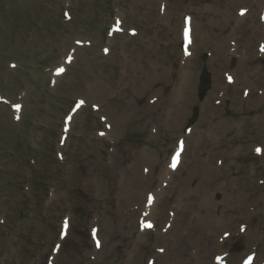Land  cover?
I'll return each mask as SVG.
<instances>
[{"label":"rangeland","instance_id":"rangeland-1","mask_svg":"<svg viewBox=\"0 0 264 264\" xmlns=\"http://www.w3.org/2000/svg\"><path fill=\"white\" fill-rule=\"evenodd\" d=\"M144 1L122 0L121 4L125 8L138 10ZM163 1L166 3V11L169 8L173 11V18H169L171 16L167 17L166 15L164 22L170 23L169 25L172 27L171 33L163 32L166 42H176V39H178L180 16L183 13L191 14L195 20L194 37L196 38V55L192 60V66L194 67L191 74L198 81V76L203 66V62L198 58V55L201 54L198 47L202 42L203 29H207L212 40H215L219 44L218 38L223 35L226 36L229 32L231 18L235 11L233 10V13L229 15L225 13L227 11L228 0H217L214 4L210 0ZM43 3L46 8L43 6ZM96 3H102V0H91L90 5H95ZM159 4L158 2H152L151 8L156 9ZM9 6L13 8L10 20L0 15V93L12 102H16L18 97L22 98L21 103L24 107L22 121L20 124H16L11 117L10 109L0 104V264H45L53 246L59 242V224L65 214L70 216L71 228L68 238L60 243V253L56 257L54 264H88V254L90 247L92 248L87 237L90 217L95 216L100 220L101 215L103 220L108 221L104 223H111L112 235L111 230H108L109 236L107 238L105 235L104 238L101 237L103 240L102 252L94 257L98 260L105 258L107 261L109 258L110 261L105 264H124L131 256L129 264H144L146 255L144 253H147L150 248L147 243L148 241H152L153 238L151 240L149 237L147 240L145 238L146 242L139 248L136 245H140V243L133 245L138 240V237L134 235L136 231L135 220L131 216L128 219L124 217L126 211L130 209V206L134 202L136 205L138 204V200L139 203H142L143 194L140 192L141 188L136 194L138 200L134 198V195H130V198L133 200L132 204L126 203L119 208L118 206L116 207L117 202L115 199L120 195L122 187H127L129 192L130 187L138 190L137 182L140 180V165L137 164L138 161L146 160L139 159L138 153L143 149L149 150L152 156L150 161L148 160L149 158L147 159V162L150 165L153 164L151 166L153 176L156 174L153 171L155 163L157 164L155 172L158 173L160 171L161 167L164 166L163 164H165L167 153H169L173 146V140L176 138L175 136H179L178 132L183 125V122H180L178 117L181 116L180 119L184 117L188 110L187 106L190 107V100L193 97V102H195L196 88L193 89V93L188 88L184 96L185 101L180 102L175 108L174 113L178 114H174L169 118L166 117V112L168 111L172 115L171 108L164 107V101L168 97L169 85L163 82L162 84L158 83V86H156L155 83L156 80L161 78L165 82L169 81L171 77L169 70L172 68L170 67L172 62V72L175 77L178 57L177 49H170L168 46L151 48L147 46L149 44L144 39L128 40L125 43L123 37H116L112 41V54L107 58H100L99 52L96 50L97 48L77 50V64L70 70L67 77L62 78L54 89L49 90L46 85L47 75L45 76L41 70L45 66L55 65L56 61L51 63L50 61L54 56H57V50L61 51L63 45L66 48L71 46V41H54L53 36L49 35L52 33L50 28H48V34L44 35L36 32L33 34V40L28 42V27L24 23L25 16L24 19L20 17L18 23L16 21L18 15L29 11L31 12L28 17L29 21L41 18L46 25L53 26L60 16V0H29L27 9H23L22 5L18 6L16 0H0V13L2 10L6 13ZM93 7L90 9V13L88 12L85 15L86 20L82 22H93V25L104 27L107 24V14L104 15L102 21L96 22V12H94ZM16 9H19V11ZM209 9L218 10V12L208 14L206 10L209 11ZM223 16L227 17V23H224L223 20L221 22ZM250 16L244 24L252 21ZM149 18H151V15L148 16ZM29 21L27 20V22ZM149 23L151 24V21ZM101 38L102 33L96 36V41L100 45L103 40ZM125 44H127L125 47H127L128 53H124L121 56L120 46L123 48ZM51 45L53 49L50 53H46ZM3 51L10 53L13 56L12 59H9ZM220 51L221 48L217 47L215 49V56L220 55ZM247 53L250 54L251 52L248 50ZM17 54L18 57L21 55L27 56L19 58L23 71L8 70L4 62L15 60V58H18L16 57ZM121 58L125 59V62H123L126 64L124 72H128L129 74L131 69L138 68L140 77H137V80H133L135 85L133 92L126 91L123 85L114 89L115 92L125 93L124 97L121 98L122 100L118 104H113L107 111V114L110 112L115 113L114 117L112 116V125L115 121L114 128L116 130H113L116 145L111 148L109 142L97 138L94 131L99 128L98 116L88 107L74 117L73 129L68 136V140L63 148L59 147L64 116L77 97L87 99V96L82 94V91H84L82 80H94L96 76H102L105 73L104 86L107 84L110 86V95L112 96L114 94L112 91V74L116 76L118 70L123 71L120 65ZM223 62V60L217 59L214 66L216 68L221 67ZM205 64L211 74L212 63L205 61ZM258 66L260 65L256 67ZM151 67L158 70L156 71L157 74L155 71L152 72ZM256 67L250 65L246 67V70L249 72ZM231 68L234 71L238 68L241 70L242 77H238L237 79H243L240 85H245V88H248L252 84L250 80L254 84L260 80L258 76H255V71H251L243 77V74L246 72L240 69V66L238 67L237 62L236 64H232ZM262 70H264V66H261L260 71ZM215 71L217 75L218 69H215ZM150 72L151 74L149 75ZM184 73L186 72L183 71L180 77ZM247 75L250 80H248ZM138 81H140L139 84ZM219 82L220 77L216 81L215 79L213 81L211 76V90L207 93V97L203 103L200 104V112H202V106L207 100L213 102L216 93L214 85L217 89ZM151 86L153 88L147 95L146 93L142 94L144 91L147 92ZM160 88H162L164 93H153L156 90H160ZM151 96L159 97L160 99L155 105L148 106L146 99ZM238 98L239 92L236 95V100L232 101L230 105L222 104L218 108L210 125L206 127L199 126L197 129L198 132L202 130V146L204 144L203 141H206L210 132L214 138L220 139L219 141L222 143L220 149L215 152L217 153L216 156L210 157L212 162L215 161V158L226 147L224 145L226 141L232 143L236 150V154H233V160L226 161L221 168L223 174L219 179L222 182L220 183V189L222 190L219 195L221 198L220 204L224 209V213L222 212L223 216L220 211L219 221L221 225L227 223L226 219L233 221L231 218L233 215H237L238 217L242 215L245 202H241L242 207L237 212L232 213L238 208L226 205L224 202L225 195L231 192V188L245 186L244 183L247 182L244 180L246 168L255 159L250 154L251 143L258 142L264 146V104H256V99H254L253 102H247L244 106L237 105ZM232 99L234 100V98ZM99 100V103L104 104V108L108 107L111 103L103 95L99 96ZM87 103H90L89 100ZM93 103L96 104L95 101ZM188 103L189 105H187ZM131 106L136 108V114L135 111L133 112ZM107 114L103 113L105 117H108ZM128 117H132V119L129 120ZM127 120L129 124L125 123ZM152 121L158 122L154 123L157 125L159 132L156 137H151L149 135L150 129L147 128V123ZM230 122L234 123L233 129L230 128ZM168 128L171 129L169 132ZM79 132H84V135L78 136ZM194 133L193 131L186 139H194ZM16 144H21L24 150L20 146H16ZM225 149L230 148L227 146ZM193 150L194 148L190 146L186 155L187 150L185 147L182 155L183 159L185 155L186 160L192 158L191 154ZM149 151H146V153H149ZM57 153L62 154L61 159L57 157ZM9 154L15 155L16 159L11 158ZM142 156L144 155L142 154ZM30 160L36 162L34 167L29 162ZM257 161L264 162V157ZM161 162L163 166H161ZM182 162L176 172L180 169ZM186 164L187 162L185 163L184 171L188 168ZM133 167L135 172L131 170ZM198 169L202 171L199 165L194 170ZM174 174L169 178L173 179ZM206 175H209V173L206 172L205 175L201 173L198 177L201 181L203 179L208 181L210 175L207 178ZM230 175H234L239 179L235 183L229 184ZM195 176L194 172L189 173L190 179ZM260 178H264V171ZM249 180L247 187L252 186V191L255 192L250 197H252L253 201H257L256 195L260 194L259 198L264 201V186H261L263 190H258L253 186L251 182H256L255 175ZM172 181L170 180L169 183ZM201 186L202 184L198 191L199 195H201ZM247 189L244 188L242 190L244 197H241V201L248 197ZM93 192L99 193L98 197ZM166 192L164 191L159 195L166 196ZM156 197L159 201L158 196ZM176 199L180 201L178 197ZM158 201L155 206V217L151 222L154 228H156L161 218L160 213L163 215L159 209L161 203ZM191 205L192 203L186 206V211L191 208ZM259 212L260 207L255 216L248 222L252 232L251 237L245 239L246 241H239L242 248L238 252L240 254L232 256L229 259V264H237L238 260L248 252L247 248L254 242V236L257 233L260 232L264 235V217H258ZM186 214L187 212L179 218H185ZM197 218L203 220L201 214ZM1 222H4L3 226ZM198 233L200 232L198 231ZM198 233L193 232L190 234L188 240L193 239L194 236L197 241V243L195 242L196 246L202 248ZM206 246L211 247L212 250L214 244L210 242ZM192 247L195 248V245ZM182 249L183 253L180 254L179 252ZM188 249L190 248L186 243L177 249L182 259V261H178L179 264L185 260L183 257L185 251H188ZM211 255L210 252V257ZM260 255L264 258V245L260 248ZM207 256H209V252ZM170 258L171 252L168 251L166 260ZM198 260L199 257L196 262ZM164 262L166 261L164 260Z\"/></svg>","mask_w":264,"mask_h":264},{"label":"bare ground","instance_id":"bare-ground-1","mask_svg":"<svg viewBox=\"0 0 264 264\" xmlns=\"http://www.w3.org/2000/svg\"><path fill=\"white\" fill-rule=\"evenodd\" d=\"M237 2H241V3H243L242 1H240V0H238ZM236 2V3H237ZM261 33H264V29L263 30H261ZM264 36V35H263ZM263 36H262V38H263ZM225 40L226 39H224L223 40V42H222V45H223V48H221V51H220V55H218V56H216V57H219V58H223V52H224V48H226L225 46H226V42H225ZM206 41H208V37H207V35L205 36V38L203 39V43H204V47H206V44H208ZM218 47V46H217ZM216 47V48H217ZM246 59H243V61H245ZM242 61V60H241ZM240 61V62H241ZM239 64H243L242 62L241 63H239ZM163 70V69H162ZM222 70H223V67H221V68H219L218 69V74L216 75L217 76V78L221 75V73H222ZM164 71V70H163ZM165 71H166V69H165ZM238 76L239 77H242V72H240V71H238ZM238 76H237V78H238ZM237 78L236 79H234V83H233V87H235V89H236V87H238L240 84H237L236 82H237ZM185 79V80H184ZM149 81V80H148ZM190 84H191V75L190 74H188V73H184L181 77H180V82H179V84H178V87L176 86V90H173V91H171V101H172V103H174V106H173V112H175V108H176V106L180 103V102H184L185 101V98H184V96L186 95V91L188 90V88H189V86H190ZM232 98H234V95H232ZM190 102H191V100H190ZM210 102V101H209ZM211 108V104L209 103L207 106H204V110L205 109H207V108ZM125 117H126V115H125ZM208 116H207V112H205L203 115H202V120L200 121H198V123H197V125H196V128L194 129V130H192V132L194 131H196V129L198 128V126H199V124L202 126V125H205V120H206V118H207ZM129 118V117H128ZM179 119V118H178ZM181 120V119H180ZM179 120V121H180ZM196 133V132H195ZM194 133V134H195ZM220 139H218V138H215V148H216V150L218 151L219 149H220V145L222 144L221 143V141H219ZM189 141H195V142H201L202 140H198V139H196V138H194V139H191V140H189ZM194 145H197L196 143L194 144ZM232 150L231 149H224V152H225V154H229L230 152H231ZM220 152V151H219ZM233 152H234V150H233ZM232 152V153H233ZM187 153V152H186ZM230 155V154H229ZM182 158V160H181V162L183 161V156L181 157ZM195 159V157H193L192 158V161ZM149 161L151 160V158H149L148 159ZM193 166V168L192 169H196V167L198 166V165H195V164H193L192 165ZM133 172H135V170H132ZM193 171H191V173H192ZM140 175H141V172L139 173ZM173 173L170 171V170H168L167 172H166V174H165V176H163V178L165 177V179H169V177L172 175ZM222 175V170H219L218 169V172H217V176H221ZM153 178V174H152V172H151V170L149 171V173H148V176L146 177V183L150 180V179H152ZM164 182V181H163ZM209 182V180L208 181H206L204 184H207ZM128 183H129V180H128ZM184 184V183H183ZM161 185H162V183L159 185V187H161ZM129 186V185H128ZM185 190H186V188H185ZM215 191H219L217 188L215 189ZM206 192V189H202V186H201V197H203V201H202V204L199 206V212L202 214V217H204V216H206L207 218L209 217V219L205 222L204 220H200V222L198 223V221H197V223L195 224V225H191V226H183V224H177V223H175L176 221H177V218H176V220H175V222H174V220L172 221V224H171V230L168 232V235L169 234H173L174 232H175V230H176V239L173 241V245H174V247L175 248H178L179 247V244L178 243H176L175 241H177V242H179L180 244H181V246H182V240L187 236V234H188V231H190V233H198V231H205V230H207V228L208 227H211V225H207L206 223L208 222V221H210V217L212 216V212H213V209L214 208H212V202H210V201H208V199H205L204 198V196H205V193ZM136 194H137V191H135V192H129V189H127L126 191L125 190H123V194L122 195H119V198L121 199V202L122 203H120L119 205H118V207L120 208V207H122V205L123 204H125V203H123V200H124V198H126V197H130V195H134V198L136 199V200H138V197H136ZM244 197V193H243V191L241 190V192L239 193H236V195H235V199L237 200V204L236 205H234V203H233V205H231V206H234V207H236V208H238V209H235L232 213H234V212H237L238 210H239V208L240 207H242V203H241V197ZM231 197V196H230ZM179 199H180V197H178ZM240 198V199H239ZM131 199V198H130ZM258 200H260V199H258ZM157 197L155 196V202H154V200H152L151 201V203H149V205H148V208L145 210V206H144V208H143V212L145 211V218L146 219H149V221H148V223H150L151 224V222L153 221V219H154V217H155V206H156V204H157ZM238 201H240V202H238ZM132 202H133V200L131 199L130 201H128L127 202V204H132ZM137 202H139V200L137 201ZM146 202H147V200H146ZM146 202H145V204H146ZM225 203H226V205H230L229 204V202H228V200H227V198H226V201H225ZM215 205V204H214ZM132 206V205H131ZM183 207H184V205H183ZM215 207V206H214ZM205 209V210H204ZM139 212V211H138ZM138 214L139 213H137V216L136 217H133L132 216V214H130V216L133 218V220H137L138 219ZM204 214V215H203ZM115 215H116V213H115ZM116 217H117V215H116ZM129 217V216H128ZM240 217H241V215H240ZM240 217H238V218H240ZM165 219H166V217H165ZM147 221V220H146ZM203 221V222H202ZM173 222H174V224H173ZM158 225V224H157ZM205 225H207V227L205 226ZM229 225H232L233 226V221L232 220H228L227 221V223H225V224H223V225H221V226H218V229H223L224 227H227V226H229ZM102 226H105V227H108V230H111V225L110 224H108V223H102ZM198 230V231H197ZM251 233L252 232H250V233H246L245 234V236H243L242 238L243 239H249L250 237H251ZM64 234V233H63ZM167 235V234H166ZM167 235V236H168ZM178 238V239H177ZM241 238V239H242ZM197 243V241H196V238H194V243ZM192 244V243H191ZM169 247H172V244L169 246ZM167 251H165V253H166ZM180 254H182L183 253V249L179 252ZM207 254H208V250H206V251H204L201 255H199L200 256V258L203 260V263H204V261H208V258H209V256H207ZM178 255V254H177ZM182 259L180 258V257H177V261L175 260L174 262H173V264H179L178 263V261H181Z\"/></svg>","mask_w":264,"mask_h":264},{"label":"snow or ice","instance_id":"snow-or-ice-1","mask_svg":"<svg viewBox=\"0 0 264 264\" xmlns=\"http://www.w3.org/2000/svg\"><path fill=\"white\" fill-rule=\"evenodd\" d=\"M61 71H62V70H61ZM229 79H231V78L229 77ZM256 151L259 153V152H260V149L257 148ZM177 155H178V154H177ZM175 163H176V157H173V164H172L171 166H172V167H175ZM151 201H152V197L149 196V203H151ZM65 227H67V222H65ZM146 227H151V225H146ZM249 260H251V257H249ZM246 264H248V262H246Z\"/></svg>","mask_w":264,"mask_h":264}]
</instances>
